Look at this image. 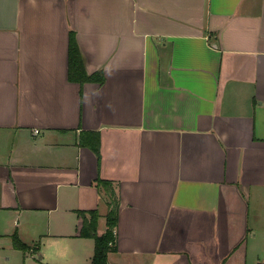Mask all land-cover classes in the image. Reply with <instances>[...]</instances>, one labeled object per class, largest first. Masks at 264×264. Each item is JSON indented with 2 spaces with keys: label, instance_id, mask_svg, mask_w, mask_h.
I'll return each instance as SVG.
<instances>
[{
  "label": "crops",
  "instance_id": "crops-1",
  "mask_svg": "<svg viewBox=\"0 0 264 264\" xmlns=\"http://www.w3.org/2000/svg\"><path fill=\"white\" fill-rule=\"evenodd\" d=\"M100 180L109 264H264V0H0V264H91Z\"/></svg>",
  "mask_w": 264,
  "mask_h": 264
},
{
  "label": "trees",
  "instance_id": "trees-1",
  "mask_svg": "<svg viewBox=\"0 0 264 264\" xmlns=\"http://www.w3.org/2000/svg\"><path fill=\"white\" fill-rule=\"evenodd\" d=\"M69 79L75 82L83 84L88 81L103 82L101 73H95L88 75L85 70V63L80 52L79 46L75 40L74 33H71L70 43H69ZM83 143H89L92 145L95 151L100 150V136L99 134L85 133L82 135ZM103 185H109L111 189V196L109 202V212L106 216V230L102 234H98V219L99 215L96 212H90L88 217L83 215V226L81 229L82 237H92L95 241L94 255L91 264H109L108 255L111 252L117 251V225H118V200L117 195L113 189L110 181L100 180ZM37 243V247H38ZM13 246L16 249L22 251H28L30 245L24 243L19 238L18 234H13ZM39 252V248H37Z\"/></svg>",
  "mask_w": 264,
  "mask_h": 264
},
{
  "label": "rangeland",
  "instance_id": "rangeland-1",
  "mask_svg": "<svg viewBox=\"0 0 264 264\" xmlns=\"http://www.w3.org/2000/svg\"><path fill=\"white\" fill-rule=\"evenodd\" d=\"M109 196H111V192L108 190ZM105 227V220L103 219L102 221H100V225H99V229H102ZM37 243L34 242L32 244H30V247L28 249L29 252H33V253H37L38 249H37ZM41 256V251L38 252V258Z\"/></svg>",
  "mask_w": 264,
  "mask_h": 264
},
{
  "label": "built area",
  "instance_id": "built-area-1",
  "mask_svg": "<svg viewBox=\"0 0 264 264\" xmlns=\"http://www.w3.org/2000/svg\"><path fill=\"white\" fill-rule=\"evenodd\" d=\"M37 132V131H36Z\"/></svg>",
  "mask_w": 264,
  "mask_h": 264
},
{
  "label": "water",
  "instance_id": "water-1",
  "mask_svg": "<svg viewBox=\"0 0 264 264\" xmlns=\"http://www.w3.org/2000/svg\"><path fill=\"white\" fill-rule=\"evenodd\" d=\"M41 257V256H40Z\"/></svg>",
  "mask_w": 264,
  "mask_h": 264
}]
</instances>
